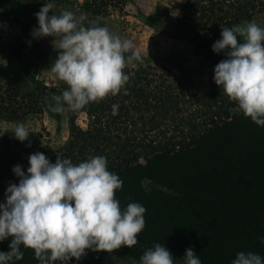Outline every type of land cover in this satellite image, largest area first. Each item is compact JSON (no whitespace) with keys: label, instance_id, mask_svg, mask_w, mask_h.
<instances>
[{"label":"trees","instance_id":"1","mask_svg":"<svg viewBox=\"0 0 264 264\" xmlns=\"http://www.w3.org/2000/svg\"><path fill=\"white\" fill-rule=\"evenodd\" d=\"M108 4L91 0L88 7L104 14ZM253 18H264V0H185L172 19V36L202 58L206 81L195 83L163 65H126L130 79L116 95L79 111L65 103L70 131L49 153L50 161L71 158L78 164L105 156L108 170L123 180L115 191L121 208L132 202L146 208L137 245L97 251L88 264H111L116 253L138 262L155 243L165 244L175 264H184L189 247L202 264H231L239 251L264 257L259 239L264 236V126L245 116L213 79L215 66L226 58L224 51L212 50L221 27ZM68 87L37 83L33 91H20L0 65V122L41 112L42 96L62 95ZM80 113L88 119L86 127L77 122ZM15 147L0 151V195L19 183L11 174L16 165L27 171L28 158ZM11 239L0 241V251H10ZM20 247L23 259L9 264H39L34 249Z\"/></svg>","mask_w":264,"mask_h":264},{"label":"clouds","instance_id":"2","mask_svg":"<svg viewBox=\"0 0 264 264\" xmlns=\"http://www.w3.org/2000/svg\"><path fill=\"white\" fill-rule=\"evenodd\" d=\"M53 8L52 2L43 4L35 13L38 27L32 31L33 38L60 36L62 51L51 70L69 87L62 95L45 97L50 111L62 112L65 103L79 111L92 101L119 93L130 79L124 71L127 62H144L134 41L112 34L86 13L64 10L49 16ZM221 29L212 50L224 51L226 58L215 66L213 79L245 116L264 126V27L245 21ZM118 108V104L112 106L113 115ZM12 132L21 142L30 133L23 123H17ZM28 161L26 172L21 165L13 168L19 183L9 184L6 203H0V241L12 237L10 251H0V264L23 259L21 245L34 249L39 264H67L71 258L79 261L86 250L111 253L122 245L132 248L138 244L146 208L138 202L121 208L115 191L122 188L123 180L108 170L105 156H91L78 164L58 157L52 163L44 153L35 152ZM259 239L264 243V236ZM175 261L165 244L155 243L133 264ZM183 261L202 264L191 247ZM231 264H264V257L239 251Z\"/></svg>","mask_w":264,"mask_h":264},{"label":"rangeland","instance_id":"3","mask_svg":"<svg viewBox=\"0 0 264 264\" xmlns=\"http://www.w3.org/2000/svg\"><path fill=\"white\" fill-rule=\"evenodd\" d=\"M90 1L0 0V65L7 68L16 88L33 91L37 83L48 86L66 83L51 70V65L62 51L59 49L60 36H32L33 29L38 27L35 13L48 2L54 4L49 16L64 10H71L77 15L86 13L90 20H97L107 26L112 34L134 41L144 58L143 63L166 66L173 74L185 75L198 84L206 81L207 69L202 58L185 41L172 36V19L177 15L179 4L185 0H108L107 12L104 14L93 12L92 7H88ZM245 21H255L264 27V18ZM137 64L139 62L128 61L126 65ZM45 97L41 99V112L21 121L0 122V151L9 145L16 146L23 159L35 152H42L48 157L49 153L66 141L70 131L68 109L64 104L62 112L50 111L44 102ZM87 121L86 115L80 113L77 118L79 125L86 127ZM17 123H23L30 131L23 142L16 139L12 132ZM11 174L16 176L14 172ZM86 253L79 261L71 258L67 264H88L99 255L93 250H86ZM133 262L122 254L112 255L111 264ZM56 264H60V261H56Z\"/></svg>","mask_w":264,"mask_h":264},{"label":"crops","instance_id":"4","mask_svg":"<svg viewBox=\"0 0 264 264\" xmlns=\"http://www.w3.org/2000/svg\"><path fill=\"white\" fill-rule=\"evenodd\" d=\"M28 165H29V163H28ZM28 165H27V166H28ZM3 195H5V193L2 194V195H0V203H6L5 196H3Z\"/></svg>","mask_w":264,"mask_h":264}]
</instances>
